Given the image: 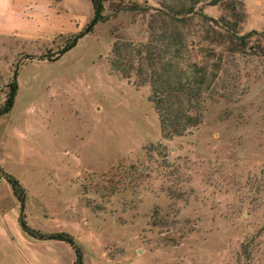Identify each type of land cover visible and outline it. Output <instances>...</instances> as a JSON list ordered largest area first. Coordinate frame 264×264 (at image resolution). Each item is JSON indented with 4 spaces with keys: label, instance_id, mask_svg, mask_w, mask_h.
<instances>
[{
    "label": "rangeland",
    "instance_id": "obj_1",
    "mask_svg": "<svg viewBox=\"0 0 264 264\" xmlns=\"http://www.w3.org/2000/svg\"><path fill=\"white\" fill-rule=\"evenodd\" d=\"M30 1L35 20L0 35V104L12 77L17 85L0 116V166L24 189L25 222L71 235L82 264H264V56L252 54L255 38L229 68L235 93L207 101L189 132L163 138L148 85L107 62L115 36L147 38L149 11L124 7L157 0H103L104 19L56 59L90 19V2ZM241 3L238 33L264 30V0ZM199 29L194 16L193 54L210 46ZM18 213L0 174V264H72L67 243L28 236Z\"/></svg>",
    "mask_w": 264,
    "mask_h": 264
},
{
    "label": "trees",
    "instance_id": "obj_2",
    "mask_svg": "<svg viewBox=\"0 0 264 264\" xmlns=\"http://www.w3.org/2000/svg\"><path fill=\"white\" fill-rule=\"evenodd\" d=\"M92 15L88 22L72 34L55 52L52 59L72 48L77 39L90 32L93 26L104 19L103 0H89ZM158 7L132 2L124 7L127 11L148 12L147 38L144 42L115 36L107 62L110 70L121 77L133 78L136 85L147 84L148 101L158 120L161 136L171 138L195 128L202 120L207 101L217 97L227 98L235 93L236 72L234 55L246 48L250 38L256 45L252 52L264 56V30H248L238 33L244 17L241 0H157ZM202 5H220L222 13L212 17L202 12ZM199 18L197 41L209 43L208 48L199 46L192 53V39L187 26L191 19ZM199 43V42H197ZM194 55H196L194 58ZM229 55L231 57H229ZM226 78H225V77ZM14 77L7 83L0 116L12 107L16 92ZM0 174L9 184L19 204L17 221L21 230L37 239H52L67 243L74 253L72 264H82L80 248L66 232H41L30 227L24 218L25 192L18 180L0 167Z\"/></svg>",
    "mask_w": 264,
    "mask_h": 264
},
{
    "label": "crops",
    "instance_id": "obj_3",
    "mask_svg": "<svg viewBox=\"0 0 264 264\" xmlns=\"http://www.w3.org/2000/svg\"><path fill=\"white\" fill-rule=\"evenodd\" d=\"M35 12V1L31 4L30 0H0V35L20 34L19 25L26 24L31 15L35 20Z\"/></svg>",
    "mask_w": 264,
    "mask_h": 264
}]
</instances>
